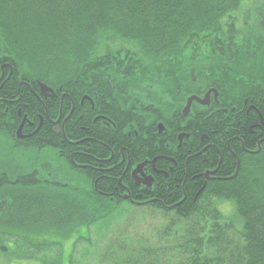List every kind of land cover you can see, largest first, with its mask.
Segmentation results:
<instances>
[{
  "label": "trees",
  "instance_id": "obj_1",
  "mask_svg": "<svg viewBox=\"0 0 264 264\" xmlns=\"http://www.w3.org/2000/svg\"><path fill=\"white\" fill-rule=\"evenodd\" d=\"M241 1L0 0V66L5 74L9 69L12 72L1 82H12L16 87L25 82L33 88L34 83H43L57 95L65 94L63 116L73 106L65 127L66 134L68 127L72 133L68 139L83 140L82 146L99 154L103 148L95 146H115L125 140L123 146L132 153L138 148L137 141L132 143L125 136L118 140V136L126 130L139 134L142 124L132 119V114L120 117L114 107L96 104L105 94L109 96L111 89L130 102L150 100L153 91H159L162 116L156 122L162 124L169 111L182 118L186 99L201 97L209 89L217 92V107L228 111L239 109L253 91L260 97L258 105L264 106V0L244 2L236 17L245 15V27L238 31L232 12ZM104 74L110 85L103 84ZM255 83L261 86L252 89ZM7 86L0 95L5 91L9 95ZM83 97H96L93 108L88 100L80 103ZM31 100L36 102L34 97ZM116 100V95L107 99ZM55 102L57 107L50 115L52 111L56 118L58 100ZM211 104L216 106L213 101ZM100 115L113 124V134L103 125L91 124ZM143 126L145 131L152 127L149 123ZM177 127L176 134L182 130ZM51 135L49 130L47 136ZM86 135L90 138L86 137L87 141ZM52 137L46 144L35 139L32 150L60 144V137ZM85 159L77 156L74 163H84ZM62 160L70 174H78L81 181H61L47 198L46 184L34 178L41 177L36 165L34 174L21 176L14 185L4 183L5 175L0 184V239L23 245L20 255L24 258L31 248L35 250L31 258L46 264V255L39 250L45 246L56 253L49 263H56L61 254L57 244L35 241L31 231L35 230L37 237L41 230L50 229L68 238L83 228L89 235L82 238L88 251L77 260L71 258L72 252L68 264H98L99 260L105 264H264L263 155L240 158L234 178L213 184L195 203L184 202L188 206L173 212L156 204L139 207L141 214L151 211L170 218L152 242L135 238L125 229L117 235L111 232L110 225L131 214L132 205L99 196L88 167L76 168L65 156ZM46 172L55 177L52 169ZM72 182L75 185L69 187ZM10 189L15 190L14 196ZM217 202H232L234 216H225ZM90 233L96 237L91 239ZM2 242L6 241L0 240L2 252L13 250L15 257L18 255L15 244L11 249Z\"/></svg>",
  "mask_w": 264,
  "mask_h": 264
},
{
  "label": "flooded vegetation",
  "instance_id": "obj_2",
  "mask_svg": "<svg viewBox=\"0 0 264 264\" xmlns=\"http://www.w3.org/2000/svg\"><path fill=\"white\" fill-rule=\"evenodd\" d=\"M11 74L10 69L5 74L4 66H0V92L6 88L5 85L11 89L9 95L5 94L6 91L0 95V152L5 157L1 165L8 164L14 168L9 163L18 159V162L25 164V176L35 173L32 167L28 169V165L31 166L29 161L33 158V141L37 139L46 144L48 139L54 138L52 136H58L60 144L54 147L45 145L41 151H34L38 160L49 157L59 164L64 156L70 162H74L77 156L85 157L84 163L75 166L90 169L93 188L99 196L131 202L133 206L156 204L173 212L179 206L189 205L184 202L195 203L201 194L211 190L213 184L218 186L234 178L238 173L240 158L257 154L264 156V113L261 114L264 106L257 103L260 98L257 91H253L249 100H243L239 109L231 108L228 111L217 107V92L209 89L201 97L192 95L186 99L187 102L189 98L196 97L201 102L191 101L189 110H181L182 118H177L174 112L169 111L163 117L165 124H162L156 122L162 116L159 91H153L150 100L144 98L130 102L124 100L125 95L111 89L110 95L102 93L105 96L96 104L114 107L120 117L128 118L132 114L131 118L142 124L139 134L126 130L125 134L120 132L118 136V140L123 136L132 140V143L136 140L138 148L130 153L127 145L123 146L125 140L123 143L117 142L113 137L117 142L116 147L112 144L95 146L98 150L103 148V154H99L82 146L83 140L68 139L72 133L68 127L69 133L66 134L65 127L73 106L69 114L63 116L65 94L55 93L51 96L48 92H41L40 83L37 82L34 83L36 88L25 82H19L17 87L12 82H1L11 77ZM103 81L104 85H110L105 74ZM260 86L255 83L252 89ZM111 95H116L119 100L108 102ZM32 97L35 103H32ZM54 100H58L56 118L52 114V109L57 107ZM84 100H88L93 108L96 97H83L80 103L83 104ZM261 100L264 103V98ZM212 101L216 106L211 104ZM106 119L101 115L96 116L91 124L97 127L103 125L108 133L113 134V124L110 125ZM146 123L152 127L145 131L143 125ZM178 125L182 130L176 134ZM49 130L52 131L51 136H47ZM131 135L133 138H130ZM86 137H89L85 136L87 141ZM46 149H51L53 153L43 152ZM18 175L13 174V180L9 182H15ZM42 180L50 185L54 182L48 173Z\"/></svg>",
  "mask_w": 264,
  "mask_h": 264
},
{
  "label": "rangeland",
  "instance_id": "obj_3",
  "mask_svg": "<svg viewBox=\"0 0 264 264\" xmlns=\"http://www.w3.org/2000/svg\"><path fill=\"white\" fill-rule=\"evenodd\" d=\"M245 1L246 0H242L239 8L232 12L234 17H236L237 11H239L241 7H243ZM250 1L253 2L256 0H250ZM257 1H261V0H257ZM245 22H246L245 15L240 18L236 17V22H235L236 29L238 31L243 29L245 27ZM4 158H5L4 155L0 154V167H1V162ZM35 159L36 158L34 157L30 159L29 162L31 166L28 165V169H30L31 167H34L35 165L37 167H40L39 163L44 161L47 163L48 167L52 169L51 173L55 176L56 179L60 181L72 180V179L78 180V178H80L78 174H65L61 170H59L58 166L64 165V163L60 162L59 164H57L56 162H54L55 160H52V158L44 157V159L42 160L39 159L38 163L35 164ZM9 164L11 167H14V169H16L18 167V159L11 161ZM16 172H17L16 175L22 173L21 170L19 169ZM6 176L9 181L13 180V177L10 174L6 173ZM74 185L75 183L72 182L69 187H73ZM53 188L54 187L48 186L46 189H44V195L46 198L47 196L51 195L54 192ZM216 205L218 209L225 216H228V217L234 216V207H233L232 202H217ZM139 211L140 210L137 208L131 209V212L133 215ZM169 219L170 218L164 217L162 214L160 215L159 213H153L151 211H147L142 218H140L138 214H137V218H135L134 216L131 217V214H130L128 217H124L123 220L117 221L115 224H111L110 231L117 235L118 230L120 232H123L125 229V231L131 232V235L134 236L135 238L141 239L142 237H144V240L150 239V242H152L154 235L159 234V232H163V227L169 223ZM30 235L35 241H42L45 243H55L61 247V250H62L61 257H60V260L58 257L57 264H68V258L72 252L73 254L71 258L77 260V259H80L81 256L83 257L85 252L88 251V247L86 246L85 242H82V241L76 242L79 237H82V238L86 237L87 233L84 229L78 230L77 232L73 233V235L70 236L67 240L64 239V235L62 232L54 233L50 229L41 230V234L38 235L37 237L35 235V230L31 231ZM161 235L162 234L156 236V238H159ZM95 237L96 236L94 235V233H92L90 236L91 239H94ZM112 237L113 236H110L109 239H111ZM0 240L6 241L5 243L3 242L2 243L7 248L13 249L14 244H15L16 249L14 252L18 254L15 257V255L13 254V250L11 251L9 250V253L0 251V264H42V262L38 259H25L23 255H20V251L24 250L23 245H17V243H13L12 239H0ZM75 242H76V245L74 247L73 244ZM39 250H40V253H45L46 256L44 260L47 262L46 264H48L51 261V259L56 256L55 255L56 253L54 250H49V249L47 250V246H45L44 248H40ZM27 254L32 257H35V250L30 248L27 251ZM53 264H56V263H53ZM98 264H105V262H102L99 260Z\"/></svg>",
  "mask_w": 264,
  "mask_h": 264
},
{
  "label": "water",
  "instance_id": "obj_4",
  "mask_svg": "<svg viewBox=\"0 0 264 264\" xmlns=\"http://www.w3.org/2000/svg\"><path fill=\"white\" fill-rule=\"evenodd\" d=\"M39 87H40V91H41V92H48L49 95L54 96V94H55L54 91H52V90H51L50 88H48L46 85H44V84H39ZM193 100H196V101H198L199 103L201 102V100L199 101L198 98H196V97H191V98H189V99L187 100V104H186V107H185V111L188 110V107H189L191 101H193ZM202 103H204V101H203Z\"/></svg>",
  "mask_w": 264,
  "mask_h": 264
},
{
  "label": "bare ground",
  "instance_id": "obj_5",
  "mask_svg": "<svg viewBox=\"0 0 264 264\" xmlns=\"http://www.w3.org/2000/svg\"><path fill=\"white\" fill-rule=\"evenodd\" d=\"M145 107V106H144Z\"/></svg>",
  "mask_w": 264,
  "mask_h": 264
}]
</instances>
